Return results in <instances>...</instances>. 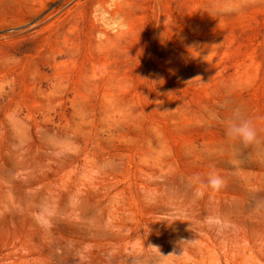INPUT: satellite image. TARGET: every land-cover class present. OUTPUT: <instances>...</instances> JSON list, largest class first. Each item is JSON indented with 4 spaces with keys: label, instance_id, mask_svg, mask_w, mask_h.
I'll list each match as a JSON object with an SVG mask.
<instances>
[{
    "label": "rangeland",
    "instance_id": "obj_1",
    "mask_svg": "<svg viewBox=\"0 0 264 264\" xmlns=\"http://www.w3.org/2000/svg\"><path fill=\"white\" fill-rule=\"evenodd\" d=\"M223 2L0 0V264H264V0Z\"/></svg>",
    "mask_w": 264,
    "mask_h": 264
},
{
    "label": "clouds",
    "instance_id": "obj_2",
    "mask_svg": "<svg viewBox=\"0 0 264 264\" xmlns=\"http://www.w3.org/2000/svg\"><path fill=\"white\" fill-rule=\"evenodd\" d=\"M244 6V0H224L223 3L210 5L204 11L215 18L222 15H237L243 10ZM226 136L247 146L256 141L257 132L252 123L237 112L226 125ZM222 183L223 181L220 177L210 179V184L213 188L218 189L222 186Z\"/></svg>",
    "mask_w": 264,
    "mask_h": 264
}]
</instances>
